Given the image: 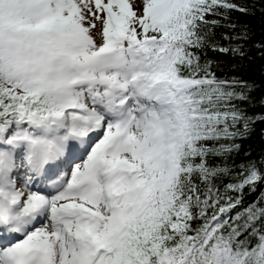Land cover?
Instances as JSON below:
<instances>
[{"label":"snow or ice","instance_id":"1","mask_svg":"<svg viewBox=\"0 0 264 264\" xmlns=\"http://www.w3.org/2000/svg\"><path fill=\"white\" fill-rule=\"evenodd\" d=\"M0 264H264V0H0Z\"/></svg>","mask_w":264,"mask_h":264},{"label":"trees","instance_id":"2","mask_svg":"<svg viewBox=\"0 0 264 264\" xmlns=\"http://www.w3.org/2000/svg\"><path fill=\"white\" fill-rule=\"evenodd\" d=\"M252 143L255 145V146H258L259 145V138H255Z\"/></svg>","mask_w":264,"mask_h":264}]
</instances>
